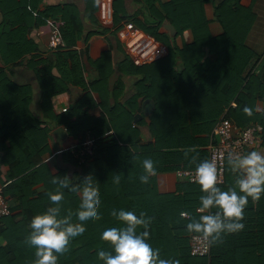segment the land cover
Here are the masks:
<instances>
[{"label":"trees","instance_id":"1","mask_svg":"<svg viewBox=\"0 0 264 264\" xmlns=\"http://www.w3.org/2000/svg\"><path fill=\"white\" fill-rule=\"evenodd\" d=\"M43 1L0 0V174L6 166L2 187L12 209L9 217L0 219V264H34L35 247L26 243V237L31 219L51 205L49 193L64 192L60 214L72 217L76 225L79 197L52 183L56 176L65 175L73 187L91 178L101 205L99 218L82 226L84 235L71 242L57 264H104L97 251L112 249L101 234L121 226L111 215L113 209L133 211L137 216L144 212L151 218L147 241L159 250L158 259L179 260L180 264H264V195L256 202L249 199L242 231L225 234L211 246L209 256H197L191 253L193 233L186 225L201 215L196 212L203 194L200 185L180 178L176 192L160 193L157 184L159 174L195 170L199 162L209 159L210 135L224 117L240 128L262 125L264 147V111L257 110L258 101L264 99V57L260 63L261 57L247 44L255 21L252 9L241 0H135L140 8L130 15L126 0H115L116 24L134 23L166 44L169 55L136 67L142 76L137 94L125 103L115 100L110 109L103 99V113L96 117L90 114L97 106L92 92L95 84H86L83 54L74 49L85 30L84 15L92 22L96 20V0H85L84 12L75 4L50 5L41 10ZM208 2L214 5L223 30L218 36L210 30ZM50 18L61 21L66 49L31 62L40 87L35 111L31 86L14 82L10 69L22 65L19 61L26 54L39 51L30 35L47 25ZM165 23L176 28V37L160 32ZM187 31L193 40L183 41L181 47L177 38ZM97 32H88L85 40ZM75 87L89 91L66 112L56 114L53 98ZM139 99L153 105L149 123L141 120L134 124ZM245 106L253 110L251 116L244 113ZM51 123L66 127L68 141L78 139L56 164L44 161L54 127ZM145 125L148 138L141 129ZM88 137L93 138V154L77 157ZM188 149L192 151L186 158ZM145 158L152 159L157 170L147 184L139 179ZM117 175L118 184L114 182ZM234 186L235 175L227 164L226 182L219 187L226 190ZM181 212L189 213V217H182ZM142 231L143 226H139L137 232Z\"/></svg>","mask_w":264,"mask_h":264},{"label":"clouds","instance_id":"2","mask_svg":"<svg viewBox=\"0 0 264 264\" xmlns=\"http://www.w3.org/2000/svg\"><path fill=\"white\" fill-rule=\"evenodd\" d=\"M243 111L248 116L253 114V110L247 106ZM190 151L192 149L185 151L186 158ZM191 159L195 160V157ZM142 163L144 172L139 179L147 184L157 170L150 158H145ZM227 164L235 174V186L226 190L218 186V170L214 160L204 159L195 168V181L203 193L199 198L200 206L196 209L201 215L198 219L192 218L186 230L195 234V238L206 241L208 246L220 242L225 234L242 231L245 227L244 210L249 199L256 202L264 195V154L256 150L243 155L229 153ZM70 181L65 175L56 176L52 183L79 197L80 206L74 218L76 225L72 217L60 214L64 192L57 190L49 193L51 205L44 213L31 219V231L26 237V243L35 247L34 264H57V258L66 254L71 242L84 235L82 226L99 218L101 200L92 179L82 180L80 187H73ZM114 182H120L119 175L114 177ZM211 209L216 211L211 212ZM111 215L121 222V226L107 228L101 234V239L108 242L112 249L111 252L97 251L104 264H180L179 260L158 259L159 250L153 249L147 241L151 218L144 212L137 216L133 211L113 209ZM188 215L181 212L182 217ZM139 226H143L144 231L138 233Z\"/></svg>","mask_w":264,"mask_h":264},{"label":"crops","instance_id":"3","mask_svg":"<svg viewBox=\"0 0 264 264\" xmlns=\"http://www.w3.org/2000/svg\"><path fill=\"white\" fill-rule=\"evenodd\" d=\"M162 1L166 3L169 0ZM64 4H75L82 12L86 9L85 0H44L41 10L50 5L57 6ZM114 4L115 0H96V20L95 22H92L90 18L83 14L85 30L81 38L78 40L76 47H74L78 53L83 54L82 62L85 67L84 79L86 84L88 86L95 84V90L92 91L91 88L90 90L93 92V97L97 102V106L91 110L90 114L96 117H99L103 113L100 104L103 99L107 102L105 105L110 109L111 105H114L115 100L119 103H125L137 94V83L142 76L137 72L136 67L151 64L169 55V48L166 44L158 41L153 35L145 32L139 27L140 35L138 38L126 40L120 39L116 31L117 29L122 28L127 21H120L116 24ZM241 4L251 8L255 13V21L248 35L247 44L258 56L261 57L260 63H262L264 57V0H241ZM139 8L140 5L135 2V0H126L125 9L128 14L132 15L136 13ZM214 11V5L211 2L206 3V14L210 20V30L213 36H218L223 33V30L215 17ZM123 14L122 11L120 15L123 16ZM35 15L38 16V13L36 12ZM1 20L2 15L0 13V22ZM60 24V20H53L50 18L48 19L47 25L34 30L30 37H32L38 45L39 51L26 54L25 57L19 61L23 63L22 65H16L10 69V77L14 82L31 86L34 96L31 107L35 111L38 110L37 101L40 94V87L36 72L33 70L31 62L40 61L53 55L55 51L49 47L50 31L54 25L60 27ZM94 30H97L98 32L93 34L88 41H86L85 39L88 32L91 33ZM160 32L169 33L164 26ZM192 40L193 37L190 31L185 32L183 36L177 38V42L181 47L183 41L190 43ZM64 47L60 49L65 50L66 48ZM55 74L59 75L57 70H55ZM115 88L118 89L115 91ZM87 91L89 90H82L75 87L70 93H63L53 98L55 113H64L63 109L72 107V104L79 100ZM138 101L140 110L135 114L134 124H138L141 120H145L149 123L153 105L149 103L148 100L139 99ZM257 110L264 111V99L258 101ZM137 115H140V118L137 119ZM135 120H137L136 123ZM50 125L54 127L52 134L50 135L49 149L44 155V161L56 164L58 163L60 155L69 149L72 143H77L78 139L70 142L67 137L66 140L59 141L54 134V131L59 127H63L67 131L66 127L64 125H54L53 123ZM141 129L145 136L149 134L146 125L142 126ZM212 137L213 132L210 135L209 145L211 144ZM209 145L207 146V149ZM253 150L264 154V147H262V144L248 149L247 152ZM1 170L0 186L2 187V182L5 179L4 177L8 168L2 166ZM179 180L180 178L175 172L159 174L157 176V184L160 193L176 192Z\"/></svg>","mask_w":264,"mask_h":264},{"label":"built area","instance_id":"4","mask_svg":"<svg viewBox=\"0 0 264 264\" xmlns=\"http://www.w3.org/2000/svg\"><path fill=\"white\" fill-rule=\"evenodd\" d=\"M120 39H134L140 35L139 28L132 22L124 23L123 27L117 31ZM64 41L60 33V28L54 25L50 31L49 47L56 51L64 47ZM236 104L233 103V106ZM68 108L63 109L66 112ZM213 135L215 142H212L208 147L209 160H214L218 170V186H222L226 182L227 157L231 153L233 155H243L250 148L257 147L262 144L263 127L259 123L251 124L246 128H240L230 119L223 118L214 128ZM93 138L88 137L84 141V148L76 154L77 157H85L92 155ZM177 176L187 180L190 183L198 184L195 181V170H179ZM199 185V184H198ZM12 214V209L4 195L3 187L0 186V219L9 217ZM188 218L189 216H184ZM191 253L197 256H209L211 246L202 239L195 238V234L190 236Z\"/></svg>","mask_w":264,"mask_h":264},{"label":"water","instance_id":"5","mask_svg":"<svg viewBox=\"0 0 264 264\" xmlns=\"http://www.w3.org/2000/svg\"><path fill=\"white\" fill-rule=\"evenodd\" d=\"M164 28H166V30L170 33L171 37H176L177 36V30L176 28L169 23H166L164 25ZM136 118H140V115H137ZM137 122V120H135V123ZM54 134L56 135V137L58 138L59 141H64L67 139L68 134L67 131L65 130V128L63 127H59L54 131Z\"/></svg>","mask_w":264,"mask_h":264}]
</instances>
